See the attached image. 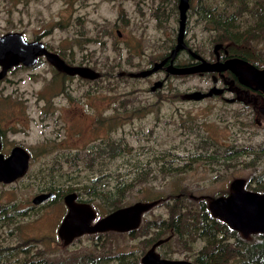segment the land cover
Returning a JSON list of instances; mask_svg holds the SVG:
<instances>
[{
	"label": "rangeland",
	"instance_id": "1",
	"mask_svg": "<svg viewBox=\"0 0 264 264\" xmlns=\"http://www.w3.org/2000/svg\"><path fill=\"white\" fill-rule=\"evenodd\" d=\"M176 1L0 0V34L21 32L67 62L100 73L93 81L67 77L41 57L32 66L9 69L0 81L2 152L19 145L31 154L23 177L0 183V264H143L153 238L164 235L169 222L176 226L173 240L155 248L160 257L264 264L261 235L234 233L207 216L206 206L228 194L236 178L246 190L264 192V116L258 115L264 99L238 96L236 83L224 96L184 97L207 91L209 75L167 76L162 70L149 78L128 77L170 51L178 28ZM206 2L209 12L198 11L207 5L193 0L188 46L213 58L215 45H232L264 66V0ZM188 60L185 52L178 58ZM156 80L163 83L153 90ZM98 116L120 120L99 131ZM48 188L78 191L100 215L115 205L159 202L134 231L84 234L66 243L57 236L62 199L30 203L36 191ZM114 196L125 198L116 203ZM174 206L176 219L170 215ZM205 248L209 254L202 261Z\"/></svg>",
	"mask_w": 264,
	"mask_h": 264
},
{
	"label": "water",
	"instance_id": "2",
	"mask_svg": "<svg viewBox=\"0 0 264 264\" xmlns=\"http://www.w3.org/2000/svg\"><path fill=\"white\" fill-rule=\"evenodd\" d=\"M189 0H179V21L175 47L167 57L155 61L149 68L140 72L128 73L130 77L146 76L155 73L166 65V71L174 75H184L203 72H220L226 69L238 78L239 82L253 84L255 90L264 93V67H257L240 58H229L223 62H210L201 55L191 52L196 58L195 65L178 67L174 65L176 53L185 47L184 33L187 20ZM219 46H215L217 50ZM45 57L46 60L57 70L67 75H77L86 79H98L100 73L84 65H69L58 53L49 50L41 40H27L21 32H6L0 34V78L12 67L23 65L32 66ZM168 62V63H167ZM245 66V68L243 67ZM119 72L117 75H123ZM157 81L155 86H160ZM222 92V88L212 86L207 92L194 90L188 95L189 98L200 100L210 97L212 94ZM228 102L233 98L226 99ZM0 141V181L8 183L22 176L28 168L30 155L23 147H13L7 155L2 151ZM230 192L226 195L217 196L208 203L211 215L218 218L233 231L244 236L248 234H264V192L246 190L242 178L234 179L230 184ZM53 196L52 192L39 193L33 196L32 203L38 204ZM159 200L135 201L128 205H121L105 215L100 216L94 206L87 201H78L75 192H69L64 196L67 207L58 228L57 236L66 243L84 234L102 233L114 231L125 233L136 230L143 215L148 212ZM159 240L152 245L149 251L142 257L143 264H191L179 259L161 258L155 252V246L162 242Z\"/></svg>",
	"mask_w": 264,
	"mask_h": 264
},
{
	"label": "flooded vegetation",
	"instance_id": "3",
	"mask_svg": "<svg viewBox=\"0 0 264 264\" xmlns=\"http://www.w3.org/2000/svg\"><path fill=\"white\" fill-rule=\"evenodd\" d=\"M178 1L179 0H177L176 1V5H175V9H176V7H177V9H176V11L178 10V21H179V9H178ZM198 2L199 3H205L206 5H207V8H202V7H200V6H197V10L198 11H204V12H209V10L212 8L211 6H210V4H208L207 2H206V0H198ZM194 11V8H193V0H189V8H188V10H187V20H186V24H187V21H188V15H189V12L190 11ZM220 23H221V25L222 26H225L226 25V23H225V21H224V19L222 20L220 17H218V18H216ZM186 27H185V33H184V43H185V47L184 48H182V49H180L177 53H176V55H175V57H174V65L175 66H178V67H183V66H190V65H195L196 63H197V61L198 60H196V58L194 57V56H192V54H191V52H194V53H197V54H199L197 51H195V50H193L192 48H190L189 46H188V44L186 43V40H185V36H186ZM227 31H229V30H227ZM116 32H117V34L119 33L120 34V32H119V30H116ZM177 32H178V28H177ZM233 34V33H232ZM120 36V35H119ZM177 36V35H176ZM221 37V36H220ZM221 40H228L229 41V39H227V38H224V37H221ZM174 42V40H172V42L169 44V46H168V48H170V51L169 52H167V53H165L163 56H161V57H159L158 59L159 60H161L162 58H164V57H167L168 55H169V53L171 52V50L175 47V44H176V38H175V43H173ZM238 43V42H237ZM218 44H219V42H218ZM215 46H217V45H215ZM219 46V48L217 49V50H215V49H213V54H212V56H213V58H205V57H203L201 54H199V55H201L204 59H206L207 61H210V62H214V61H221V62H223V61H225V60H228L229 58H240V59H244V60H246V61H248V62H250L251 64H253V65H255V66H257L258 68L260 67H264V66H258V64H256L253 60H251V59H249L244 53H242L241 51H239V50H236L232 45L231 46H225V47H222L221 45H218ZM215 48V47H214ZM182 52H185V54L187 55V58L188 59H190V60H188V61H186V62H178V58H179V56H180V54L182 53ZM59 56L61 57V59H63L67 64H69V65H75V64H71V63H69V62H67L64 58H62V56L59 54ZM44 59L46 60V58L44 57ZM47 61V60H46ZM156 61H158V60H156ZM48 62V61H47ZM155 62V61H154ZM154 62H152L151 64H150V66H152L153 65V63ZM49 63V62H48ZM168 63V62H167ZM50 64V63H49ZM51 65V64H50ZM18 66H23V65H18ZM52 66V65H51ZM85 66V65H84ZM149 66V67H150ZM57 72H60V73H62V74H64L65 76H67V77H69L70 75H67L66 73H64V72H62V71H59V70H57L54 66H52ZM149 67H147V68H149ZM244 68H245V66H243ZM13 68V67H12ZM11 69V68H10ZM144 69H146V68H144ZM9 70V69H8ZM7 70V71H8ZM140 70H143V69H140ZM140 70H138V71H136V72H140ZM162 70H164V72H165V74L168 76H170V75H174V74H171V73H169V72H167L166 71V65L162 68V69H160L159 71H157V72H155V73H158V72H162ZM0 71H1V68H0ZM7 71H6V73H7ZM6 73L0 78V81L6 76ZM155 73H151V74H149V75H146V76H138V77H131V78H138V79H144V78H149L151 75H154ZM192 75H209L210 76V78H211V86L207 89V91H209L210 89H211V87L212 86H217V87H219V88H222V92H220V93H216V94H212L210 97H216V96H224V94H225V92L226 91H229V89H227L226 87H229V86H232L233 88H234V85H235V83L236 84H238L239 86H240V88H237L236 89V92H235V94H237L238 96H244L245 94L247 95V92L250 94V96H252V97H258V96H261L263 99H264V93H262L260 90H255L254 89V85L253 84H245V83H242V82H239L238 81V78L231 72V70H229V69H226V70H223V71H220V72H203V73H192V74H184L183 76H192ZM73 76H77V75H73ZM122 76H124V75H117V77H122ZM178 76H182V75H178ZM77 77H80V76H77ZM128 77H130V76H128ZM80 78H82V79H86V78H83V77H80ZM87 80H90V79H87ZM94 79H91V81H93ZM231 80L233 81V83H231ZM157 81H161V80H156L154 83H153V85H152V89L154 90V89H156V88H159L161 85H162V81H161V85L160 86H155V83L157 82ZM220 82H222L223 83V86L224 87H222V86H220L219 84H220ZM194 91V90H193ZM207 91H204V92H207ZM190 92H192V91H189V92H187V93H185L184 94V97L186 98V99H192V98H189L188 97V95L190 94ZM205 98H207V97H205ZM205 98H203V99H205ZM226 99H230V98H226ZM234 99V98H233ZM192 100H194V99H192ZM200 100H202V99H200ZM226 102H228L227 100H226ZM232 103H234V101H232V102H229V104H232ZM263 107H264V100H263ZM253 106H254V104H253ZM259 116H261V115H263L264 116V113H263V109L262 110H260L259 111V114H258ZM254 121H255V119H254ZM0 141H1V146H2V148H3V145H4V140H3V138H2V134H1V130H0ZM15 146H19V145H14L13 147H15ZM12 147V148H13ZM21 147V146H20ZM11 148V149H12ZM10 149V150H11ZM1 151H2V149H1ZM29 152V151H28ZM5 155H7V154H5ZM29 155H30V158H31V154H30V152H29ZM29 162H30V159H29ZM28 168H29V164H28ZM28 168L26 169V171L24 172V174L22 175V176H20V177H18L17 179H19V178H21V177H23L26 173H27V171H28ZM17 179H15V180H17ZM15 180H13V181H15ZM13 181H11V182H13ZM11 182H8V183H11ZM0 183H4V184H8V183H5V182H2V181H0ZM37 193L36 194H39V193H48V192H52L53 193V196L52 197H50V198H48V199H46V200H44V201H42V202H40V203H38V204H34V203H32V198H33V196L34 195H36V194H34L33 196H32V198H31V200H30V203H31V205L32 206H41V205H43V204H45V203H50V202H53L54 200H59L60 198L62 199V202H63V204H64V207H65V212H64V214H63V216L65 215V213H66V210H67V207H66V205H65V203H64V196L66 195V194H68L69 192H75L76 193V195H77V199H78V201H87V202H90L91 204H94V202H93V200L92 199H84V198H82L81 196H80V194H79V192L78 191H76V190H73V189H70V190H61V189H56V188H48V189H39L38 191H36ZM28 200V201H29ZM152 201H154V200H152ZM159 202V201H158ZM23 204H24V202H22ZM16 206H18V204H16ZM206 206L208 207V204L206 203ZM95 208V207H94ZM115 208H117V207H114V208H112L111 210H113V209H115ZM95 210H96V208H95ZM111 210H109L108 212H110ZM150 211V210H149ZM96 212L99 214V212L96 210ZM107 212V213H108ZM106 214V213H105ZM104 214V215H105ZM100 215V214H99ZM210 215H211V212L210 211H208V214H207V216H209L210 217ZM63 216L61 217V220H62V218H63ZM100 216H102V215H100ZM212 216V215H211ZM212 217H214V216H212ZM215 219H216V217H214ZM181 219H182V217H180L179 218V222H181ZM61 220H60V222H61ZM60 222H59V224H60ZM155 224V223H154ZM154 224H151L152 226H156V225H154ZM169 225V226H168ZM59 226V225H58ZM228 226V225H227ZM163 229H164V225H162L161 226ZM165 227H166V233L163 235V232H161V233H159L158 235H156L154 238H153V240H152V243L150 244V247H152V245H154V244H156V242L157 241H159V240H163L162 242H160L159 244H157L156 246H155V248H159V247H161V246H159V245H164V246H167L168 245V243L169 242H171L172 240H173V238H172V234H173V232H174V230H175V224H173V223H170L169 222V224L167 223V224H165ZM58 228V227H57ZM139 228V227H138ZM134 231V230H133ZM118 233V232H117ZM206 234V233H205ZM205 234H204V236H205ZM202 254H201V257H200V259L202 260V261H206V256H207V254H209V251H208V249L207 248H205L203 251H200ZM169 257H171V256H164V255H161V258H166V259H175V258H169ZM179 260H185V261H188V262H190L191 263V261L190 260H186V259H182V258H179ZM194 263V262H193ZM192 264V263H191ZM195 264V263H194Z\"/></svg>",
	"mask_w": 264,
	"mask_h": 264
},
{
	"label": "trees",
	"instance_id": "4",
	"mask_svg": "<svg viewBox=\"0 0 264 264\" xmlns=\"http://www.w3.org/2000/svg\"><path fill=\"white\" fill-rule=\"evenodd\" d=\"M224 28H227V30H231L232 31V29L231 28H228L226 25L225 26H223ZM39 36L40 35H37V38H39ZM97 120H98V123H99V127H98V129H99V131H105V132H108L109 130H110V128H109V126H110V124H109V122H107L105 119H102L100 116H98V118H97ZM120 119L119 118H113V120L110 122V123H113V122H116V121H119ZM142 179L141 180H139L138 182H137V184L138 185H141V183H142ZM136 184V185H137ZM133 187V186H132ZM90 188H93L92 186L91 187H88V188H86V190L88 191V195L89 196H91L92 194H93V192L91 191V189ZM131 188V187H130ZM96 193H104L103 191L102 192H96ZM124 198L125 197H116V196H114V198H113V201L114 202H116V203H120V202H122L123 200H124ZM116 207H119V205H115ZM121 206V205H120ZM204 208H205V205H203V207H200V208H198V211L203 215V210H204ZM171 214H174V215H171ZM177 214H180L178 211H176V206H174V210L172 211V212H170V215H171V217L172 218H174V219H176L175 218V216L177 215ZM225 225V224H224ZM228 229H230L227 225H225ZM231 230V229H230ZM231 231H233V230H231ZM234 233H236V234H238L237 232H235V231H233ZM117 233V232H116ZM261 238V240H263L262 241V243H263V245H262V247H261V250H264V234L263 235H261L260 236Z\"/></svg>",
	"mask_w": 264,
	"mask_h": 264
}]
</instances>
